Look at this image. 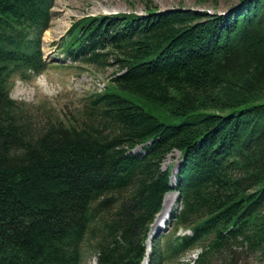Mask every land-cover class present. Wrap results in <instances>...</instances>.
Masks as SVG:
<instances>
[{
	"label": "trees",
	"instance_id": "trees-1",
	"mask_svg": "<svg viewBox=\"0 0 264 264\" xmlns=\"http://www.w3.org/2000/svg\"><path fill=\"white\" fill-rule=\"evenodd\" d=\"M54 1L0 0V264H83L86 251L143 264L171 190L173 236L154 240L148 264L195 249L182 264H264V0L74 19L59 50L117 68L72 117L11 96L14 75L46 66ZM176 149L172 185L162 163Z\"/></svg>",
	"mask_w": 264,
	"mask_h": 264
},
{
	"label": "rangeland",
	"instance_id": "rangeland-1",
	"mask_svg": "<svg viewBox=\"0 0 264 264\" xmlns=\"http://www.w3.org/2000/svg\"><path fill=\"white\" fill-rule=\"evenodd\" d=\"M236 1L220 0L219 11L223 12L229 4ZM147 6L158 11L179 7L191 9L206 8L208 12L214 11L210 3L198 4L196 0H55L51 10L53 16L50 26L42 35V51L44 53V60L48 62L46 61V66L40 73L34 74L33 72H29L14 75L12 78L11 96L18 101H25L34 105H44L49 109H54L55 112L66 114L69 117L78 116L81 113L80 109L82 105L92 92L102 91L107 88L115 75L117 67H98L82 60L74 61L70 59L69 61L68 56H62L61 51H59L58 44L62 36L69 29L71 22L76 18L103 14L109 15L118 12L145 14ZM119 92L144 105L147 110L166 123L179 124L184 121L183 117L173 116L168 110L159 105H147L138 95L130 91L119 89ZM43 109L47 108H39L41 111ZM142 151L143 148L141 146L134 149V152ZM181 161V153L176 149L168 154L162 163L164 170L169 168L171 171L170 182L172 185H176ZM173 192L176 191L171 190L166 193L169 195L168 199L173 196ZM176 202V208L179 209L178 200ZM158 214L155 216L153 222ZM173 232V224L167 223L164 230H156L150 245H152L155 239L159 238L164 247L170 237L173 236L171 235ZM190 232V230H179L176 235L190 234ZM196 251L197 249L180 257L169 258L163 264H182L188 259H193ZM243 260L248 264H252L254 262V254L245 255ZM96 261L94 253L85 252L83 264H96Z\"/></svg>",
	"mask_w": 264,
	"mask_h": 264
},
{
	"label": "bare ground",
	"instance_id": "bare-ground-1",
	"mask_svg": "<svg viewBox=\"0 0 264 264\" xmlns=\"http://www.w3.org/2000/svg\"><path fill=\"white\" fill-rule=\"evenodd\" d=\"M173 196L168 199V194H166L164 196L163 199V205H162V210L160 211V213L158 214V216L156 217L155 221L152 223V227L149 231L148 234V239H147V246L149 247L151 244V241L153 239V235L156 232L157 229H162L165 228L167 221H165V219L168 217L170 218L171 216H169L168 214L170 212H173L176 209V200L178 199V195L176 192L172 193ZM165 221V223H164Z\"/></svg>",
	"mask_w": 264,
	"mask_h": 264
},
{
	"label": "water",
	"instance_id": "water-1",
	"mask_svg": "<svg viewBox=\"0 0 264 264\" xmlns=\"http://www.w3.org/2000/svg\"><path fill=\"white\" fill-rule=\"evenodd\" d=\"M169 214H170V213H169ZM169 214H168V215H169Z\"/></svg>",
	"mask_w": 264,
	"mask_h": 264
}]
</instances>
